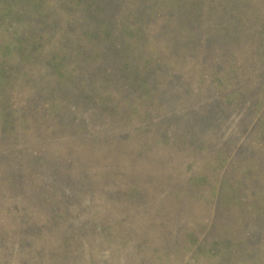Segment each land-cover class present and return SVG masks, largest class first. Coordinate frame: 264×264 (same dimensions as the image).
Instances as JSON below:
<instances>
[{"label": "rangeland", "instance_id": "obj_1", "mask_svg": "<svg viewBox=\"0 0 264 264\" xmlns=\"http://www.w3.org/2000/svg\"><path fill=\"white\" fill-rule=\"evenodd\" d=\"M0 264H264V0H0Z\"/></svg>", "mask_w": 264, "mask_h": 264}]
</instances>
